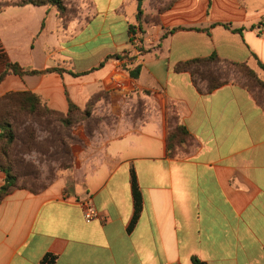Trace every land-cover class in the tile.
<instances>
[{
  "label": "crops",
  "instance_id": "0c3cea01",
  "mask_svg": "<svg viewBox=\"0 0 264 264\" xmlns=\"http://www.w3.org/2000/svg\"><path fill=\"white\" fill-rule=\"evenodd\" d=\"M84 1L87 9L66 24L48 6L0 12V45L10 61L78 74L8 75L0 97L30 91L66 113L68 99L83 108L107 91L99 106L114 116L73 188L60 179L0 203V264H43L48 255L54 264H264V107L246 88L202 92L174 69L215 54L264 73V0H178L159 25L144 27L150 52L138 56L137 80L121 69L125 59L110 56L134 55L129 26L137 24L138 0ZM142 9L157 12L151 0ZM177 125L191 145L169 158L166 139ZM132 173L142 210L129 231ZM4 178L0 170V187ZM87 200L98 212L91 222L83 215Z\"/></svg>",
  "mask_w": 264,
  "mask_h": 264
},
{
  "label": "trees",
  "instance_id": "16d2710c",
  "mask_svg": "<svg viewBox=\"0 0 264 264\" xmlns=\"http://www.w3.org/2000/svg\"><path fill=\"white\" fill-rule=\"evenodd\" d=\"M178 0H169L163 8H156L155 14H146L142 9V0H138V9L136 14V25L129 26V44L134 55L125 54L124 56L113 55L118 61L123 59L126 62L121 69L126 72L130 78L137 80L141 72V66L138 63V56H143L150 52L142 46L141 36L145 34V28L150 25H159L160 16L172 7ZM48 6L57 10V16L65 24L70 21L66 19L67 6L63 0H18L1 4L0 12L7 6ZM171 29L167 34L172 33ZM139 32V43H134L133 36ZM165 34V36L167 35ZM130 52V53H132ZM264 70V66L260 65ZM176 72H186L191 75L193 85L202 92L210 93L224 85L235 84L246 88L253 93L257 102L264 107V82L258 78L256 72L246 63L229 62L220 59L217 55L208 58L193 59L187 62H181L175 66ZM230 70V75L225 73ZM68 73L77 76L72 70L64 67L46 68L36 70L31 67H24L18 62L10 61L0 45V84L8 75L19 77L39 76L48 73ZM244 78L245 81L242 79ZM254 84L251 85V83ZM110 99V93L101 91L94 94L83 108L78 107L68 99V111L66 113L51 109L45 99L40 95L30 92H8L0 97V170L4 173L5 178L0 187V203L16 190H28L32 193H39L45 189L36 191L19 184V175L16 171L17 164L13 160L14 146L18 140L17 123L20 119L31 121H43V125H48L49 121L58 123L65 128L73 127L76 124L86 123L94 116L95 110L100 103H107ZM44 120H47L44 122ZM35 131L29 130L25 146L32 151L34 146ZM192 136L184 125H177L171 128L166 139V150L169 158H174L179 148L186 149L191 145ZM69 151V150H68ZM68 154V153H66ZM132 192L134 199V214L129 231L135 225L142 210V195L136 182L135 175L132 173ZM55 257L48 255L45 257L43 264H54ZM192 264H205L198 258L192 259Z\"/></svg>",
  "mask_w": 264,
  "mask_h": 264
},
{
  "label": "rangeland",
  "instance_id": "374dc122",
  "mask_svg": "<svg viewBox=\"0 0 264 264\" xmlns=\"http://www.w3.org/2000/svg\"><path fill=\"white\" fill-rule=\"evenodd\" d=\"M14 1L18 0H0L1 4ZM146 1L142 0V4L144 5ZM63 2L67 6V20L78 17L88 6L84 0H63ZM166 2L151 0V8H163ZM138 35L140 38L141 34ZM230 74V70L225 73V75ZM256 74L264 82V73L260 71ZM242 79L245 81L244 78ZM251 85L254 86L252 83ZM262 100L264 101V97ZM109 111L111 110L107 105H98L90 121L70 128L51 121L48 125H43V121L20 119L17 123L18 140L13 153L19 184L39 191L47 189L61 179L67 189L73 188L76 182L82 179L87 157L94 152V148L99 146V140L104 138L113 126L114 116L109 114ZM29 130L35 131L32 151L25 146ZM91 143H94V147L89 149Z\"/></svg>",
  "mask_w": 264,
  "mask_h": 264
},
{
  "label": "built area",
  "instance_id": "2783aa9c",
  "mask_svg": "<svg viewBox=\"0 0 264 264\" xmlns=\"http://www.w3.org/2000/svg\"><path fill=\"white\" fill-rule=\"evenodd\" d=\"M139 33L137 32L133 38H134V43H139ZM82 206H83V215H84V219L86 222H91L93 220H95L98 217V212L96 211L95 207L93 206V204L91 203V201H84L82 202Z\"/></svg>",
  "mask_w": 264,
  "mask_h": 264
}]
</instances>
